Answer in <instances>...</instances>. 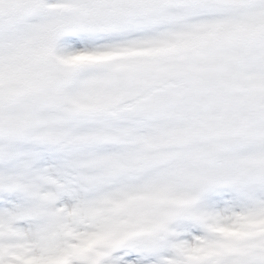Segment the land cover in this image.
<instances>
[{
	"label": "snow or ice",
	"instance_id": "obj_1",
	"mask_svg": "<svg viewBox=\"0 0 264 264\" xmlns=\"http://www.w3.org/2000/svg\"><path fill=\"white\" fill-rule=\"evenodd\" d=\"M0 264H264V0H0Z\"/></svg>",
	"mask_w": 264,
	"mask_h": 264
}]
</instances>
